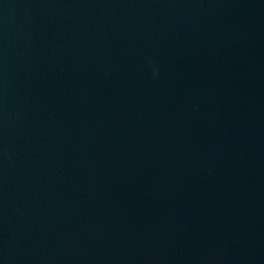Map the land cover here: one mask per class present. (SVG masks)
Segmentation results:
<instances>
[{"label":"water","instance_id":"obj_1","mask_svg":"<svg viewBox=\"0 0 264 264\" xmlns=\"http://www.w3.org/2000/svg\"><path fill=\"white\" fill-rule=\"evenodd\" d=\"M0 264H264V0H0Z\"/></svg>","mask_w":264,"mask_h":264}]
</instances>
